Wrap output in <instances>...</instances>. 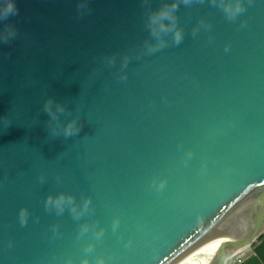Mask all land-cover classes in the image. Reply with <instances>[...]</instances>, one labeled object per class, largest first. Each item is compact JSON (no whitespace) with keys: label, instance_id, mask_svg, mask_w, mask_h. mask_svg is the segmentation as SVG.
<instances>
[{"label":"water","instance_id":"95a60500","mask_svg":"<svg viewBox=\"0 0 264 264\" xmlns=\"http://www.w3.org/2000/svg\"><path fill=\"white\" fill-rule=\"evenodd\" d=\"M174 2L183 39L160 47L148 14ZM16 3L5 23L18 35L0 43V264H226L251 249L264 232V0L234 18L219 0ZM49 97L78 134L52 135ZM60 193L78 210L90 197L89 211L47 208ZM252 252L243 264H264V238Z\"/></svg>","mask_w":264,"mask_h":264},{"label":"clouds","instance_id":"9594fccd","mask_svg":"<svg viewBox=\"0 0 264 264\" xmlns=\"http://www.w3.org/2000/svg\"><path fill=\"white\" fill-rule=\"evenodd\" d=\"M191 0H183L184 4H189ZM213 3H216L217 0H212ZM220 6L227 13L229 18H234L238 13L244 11V7L241 3V0H235L233 3L232 0H219ZM79 7L83 8L85 5H80ZM178 8V3H172L170 6L168 4H163L158 10L151 11L148 14V27L150 29L151 35L156 39L158 45L163 47L164 41L162 39L163 34L172 32L173 39L176 44H179L183 39L182 31L176 26V16L174 13ZM19 8L16 3V0H3L2 5H0V24L3 25V28L0 29V43H9L14 40L18 35V30L16 26L12 23H5L9 20L10 17L19 15ZM165 20L169 23L165 24ZM195 35V31H194ZM150 50H155L154 47H150ZM108 63L111 65L115 63V57L108 58ZM123 65H127L125 60ZM123 78V77H122ZM43 111L49 116L48 127L51 129V133L54 136H58L61 132L65 138L76 135L80 132L81 125L78 123L76 118L69 119L66 124H62L59 117L60 114L66 113L70 116L71 112L66 108V106L58 101H55L52 97L46 99L43 104ZM164 181L160 182L159 187L163 188ZM91 203L90 197L83 198L82 207L78 210L75 199L72 195H65L60 193L57 196L49 195L45 202L47 208L55 207L57 213H62L65 209V206L70 207V211L75 218H79L81 215L89 211V205ZM26 211L21 212V223L26 222ZM119 220L113 222V229L117 227ZM89 226L84 224L81 226V232L88 231ZM103 234V230L97 233L98 236ZM92 246L89 245V250ZM247 260V259H246ZM245 260V261H246ZM228 262V261H227ZM244 263V262H243ZM69 264L71 261L69 260ZM81 264H89L87 258L81 261ZM97 264H105L104 259L98 258Z\"/></svg>","mask_w":264,"mask_h":264},{"label":"built area","instance_id":"2783aa9c","mask_svg":"<svg viewBox=\"0 0 264 264\" xmlns=\"http://www.w3.org/2000/svg\"><path fill=\"white\" fill-rule=\"evenodd\" d=\"M246 259L247 258L245 257V253L241 252V253L235 255L233 258H231L230 259L231 261L230 260H228V261H230V264H243V262H245Z\"/></svg>","mask_w":264,"mask_h":264},{"label":"rangeland","instance_id":"374dc122","mask_svg":"<svg viewBox=\"0 0 264 264\" xmlns=\"http://www.w3.org/2000/svg\"><path fill=\"white\" fill-rule=\"evenodd\" d=\"M264 238V232L262 233V235L260 236V238L257 240L256 243L253 244V246L251 247V249H248L247 251H243V253H245V257L247 258V260L252 257V250L253 248ZM231 261V260H230ZM230 261H228L227 264H230Z\"/></svg>","mask_w":264,"mask_h":264},{"label":"bare ground","instance_id":"6f19581e","mask_svg":"<svg viewBox=\"0 0 264 264\" xmlns=\"http://www.w3.org/2000/svg\"><path fill=\"white\" fill-rule=\"evenodd\" d=\"M245 251H247V250H245ZM245 251H244V252H245ZM210 260H211V259H210ZM210 260H209L208 262H206L205 264H209Z\"/></svg>","mask_w":264,"mask_h":264}]
</instances>
